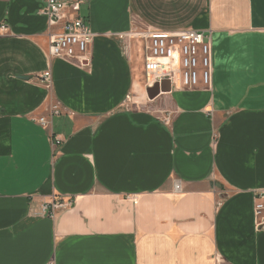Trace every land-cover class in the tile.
Returning a JSON list of instances; mask_svg holds the SVG:
<instances>
[{
	"label": "crops",
	"instance_id": "1",
	"mask_svg": "<svg viewBox=\"0 0 264 264\" xmlns=\"http://www.w3.org/2000/svg\"><path fill=\"white\" fill-rule=\"evenodd\" d=\"M41 8L0 0V264H264V0H88L87 64L50 58ZM185 30L210 34L212 86L150 100L133 39Z\"/></svg>",
	"mask_w": 264,
	"mask_h": 264
},
{
	"label": "built area",
	"instance_id": "2",
	"mask_svg": "<svg viewBox=\"0 0 264 264\" xmlns=\"http://www.w3.org/2000/svg\"><path fill=\"white\" fill-rule=\"evenodd\" d=\"M44 15L50 27L62 26L58 34L50 37L49 56L52 59L73 60L87 64L90 60L94 33L80 16L81 7L88 0H40ZM1 33H8V27L0 26ZM146 57L144 71L147 74L148 85L160 84L163 81L178 82L182 88L195 89L212 86V46L210 34L195 30L178 32L150 31L144 34ZM47 86L51 85V73L48 71L39 77ZM128 96L126 103H131ZM127 109L130 107L127 106ZM60 106L52 109L49 116L40 117L38 124L51 131L52 119L60 115ZM170 118L165 120L169 125ZM59 145L60 139H55ZM176 192L181 191V184L174 186ZM254 219L257 228H264V192L254 194ZM72 205L71 201L56 200L45 204L43 211L54 218L59 211Z\"/></svg>",
	"mask_w": 264,
	"mask_h": 264
},
{
	"label": "rangeland",
	"instance_id": "3",
	"mask_svg": "<svg viewBox=\"0 0 264 264\" xmlns=\"http://www.w3.org/2000/svg\"><path fill=\"white\" fill-rule=\"evenodd\" d=\"M132 51L135 56V62L139 63L140 67V76L142 77L143 85L146 82L147 79V74L144 71V61L146 57V44L142 41L139 40L138 38L133 39V44H132ZM144 93V92H143ZM140 97V96H139ZM146 98L144 99L146 102H149V99L147 98V95L145 96ZM140 102V101H139ZM145 106H135L134 109L139 108L143 109Z\"/></svg>",
	"mask_w": 264,
	"mask_h": 264
},
{
	"label": "water",
	"instance_id": "4",
	"mask_svg": "<svg viewBox=\"0 0 264 264\" xmlns=\"http://www.w3.org/2000/svg\"><path fill=\"white\" fill-rule=\"evenodd\" d=\"M165 83H163L161 86L159 84H156L153 87L147 89V95L150 100H154L156 97H158L161 94V92H167L164 85ZM167 83L170 84L169 82Z\"/></svg>",
	"mask_w": 264,
	"mask_h": 264
}]
</instances>
